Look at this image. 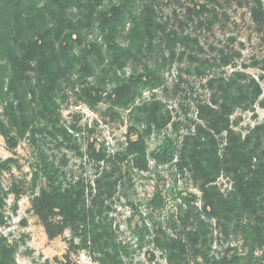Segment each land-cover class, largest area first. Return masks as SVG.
I'll use <instances>...</instances> for the list:
<instances>
[{"label": "trees", "instance_id": "1", "mask_svg": "<svg viewBox=\"0 0 264 264\" xmlns=\"http://www.w3.org/2000/svg\"><path fill=\"white\" fill-rule=\"evenodd\" d=\"M256 109L264 0H0V264L27 238L1 232L9 197L64 239L52 264H132L144 247L164 264H264Z\"/></svg>", "mask_w": 264, "mask_h": 264}, {"label": "rangeland", "instance_id": "2", "mask_svg": "<svg viewBox=\"0 0 264 264\" xmlns=\"http://www.w3.org/2000/svg\"><path fill=\"white\" fill-rule=\"evenodd\" d=\"M238 20L241 19L238 17ZM246 32L243 33V38L246 36ZM259 54L257 49L253 44H245V49L243 55L245 58L250 57L251 54ZM253 76L257 77L258 72L254 70L249 71ZM258 112V118H262L264 116V110L256 109ZM247 118V117H246ZM245 123L248 122L245 119ZM154 143V142H153ZM154 146V145H153ZM152 146V147H153ZM12 156L10 153L7 152L4 146V142L2 137L0 136V161ZM18 163L22 167L23 172L27 171L26 167V158L28 157L27 150L25 148L20 147L16 150L15 155ZM160 175L163 178H167L166 171H162L161 169L158 170ZM13 174L15 169L12 170ZM7 177L8 175H4ZM2 184L5 188L9 186V179H3ZM155 182L152 178H145L139 181V193L140 197H147L148 195L152 194L154 189ZM12 203V197L7 199V207L5 215L9 218L7 220V225L5 228H1V232L3 235L8 236L11 234L12 238L17 240L18 237L23 234L26 235L27 238L25 240L24 245H20L18 248V253L16 256L17 264H32V262L36 263H43L44 261H48L49 264H52L53 258H60L61 255L65 252V243L64 239L56 238L52 240H48L45 236L41 226L39 225L37 219L33 217L30 212L28 211L29 208V201L27 197H24L18 203V210L15 215H12L10 212V205ZM121 216L116 218L115 223H120L121 227L120 230H125L127 223H125L129 214L125 211L117 210ZM22 221H26V225L22 226ZM127 236V235H126ZM125 236V237H126ZM64 238V237H63ZM151 249L144 247L140 252H136L135 258L132 264H164V262L159 257L158 253H154L153 260H149V254L147 251ZM75 261L78 264H91L89 259L85 255H80L79 257L75 258Z\"/></svg>", "mask_w": 264, "mask_h": 264}]
</instances>
